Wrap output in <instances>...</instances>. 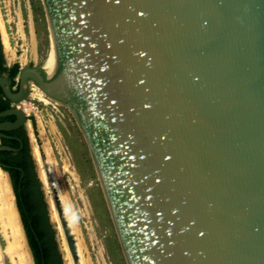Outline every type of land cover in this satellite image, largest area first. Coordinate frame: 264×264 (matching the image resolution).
<instances>
[{"label": "water", "instance_id": "obj_1", "mask_svg": "<svg viewBox=\"0 0 264 264\" xmlns=\"http://www.w3.org/2000/svg\"><path fill=\"white\" fill-rule=\"evenodd\" d=\"M45 1L53 64L0 75V138L36 83L85 127L129 264H264V0Z\"/></svg>", "mask_w": 264, "mask_h": 264}, {"label": "rangeland", "instance_id": "obj_2", "mask_svg": "<svg viewBox=\"0 0 264 264\" xmlns=\"http://www.w3.org/2000/svg\"><path fill=\"white\" fill-rule=\"evenodd\" d=\"M0 24L3 30L2 33L0 31L3 54L8 67L41 66L45 63L50 51L51 35L43 0H0ZM4 33L7 43L2 40ZM15 81L16 87L19 84L18 78ZM46 94L47 99L50 100L49 105L39 100L30 101L34 104L35 110L28 114L27 133L49 223H53L48 204L50 192L46 190L40 176L36 150L39 151L43 162L49 160L47 153L51 150L52 157L58 164L63 176L60 183L64 184L74 204L76 220L79 222L92 263L129 264L84 131L65 105L49 93ZM66 164L70 168L69 171H64ZM7 178L14 196V204L19 217L21 216L26 246L32 254L30 238L24 222L22 223L14 181L9 173ZM36 203L37 201L33 200L35 210L38 208ZM0 210V264H19V255L9 252L13 237L10 227L5 223V216H2L4 214L1 202ZM53 225L58 228L56 222L51 226ZM54 238L61 264H67L64 238L56 228ZM32 263L36 264L34 257Z\"/></svg>", "mask_w": 264, "mask_h": 264}, {"label": "bare ground", "instance_id": "obj_3", "mask_svg": "<svg viewBox=\"0 0 264 264\" xmlns=\"http://www.w3.org/2000/svg\"><path fill=\"white\" fill-rule=\"evenodd\" d=\"M46 11H47V4L46 1L43 0ZM47 15H48V11H47ZM48 21H49V30H50V51H49V55L47 60L44 63V67L45 69H49L52 64H53V60H54V50H55V45H54V35H53V30H52V25L50 22V18L48 15ZM1 26V24H0ZM0 31L2 33L3 30ZM2 40L5 41L7 43V39L5 38V33H4V38L2 36ZM57 88L59 90H63V85L59 82H56ZM47 94L45 92V90L37 85L36 83H33L32 86V92L31 95L29 97L28 100H25L22 102L21 104V108L26 112V114H30V112L33 110H35L34 104H32L30 101L31 100H39L41 103L45 104V105H49L50 104V100L47 99ZM84 131L85 137L87 139V142L90 146L91 149V155L94 154L93 150H92V146L91 143L89 142L88 139V135L86 133V129L83 126L81 121H78ZM49 151V150H47ZM36 154V159L38 161L39 164V172H40V176L42 178V181L45 185L46 190H49V194H50V199H49V206H50V210H51V216H52V220L53 223L56 222L58 224V231L59 233H62V237L64 238V247L66 249L67 252V260L68 263L67 264H75L74 258L72 256V252L70 250V247L68 245L67 242V237H66V233L64 230V225H63V217L65 218L67 224H68V228L70 230L71 235H74L75 239H76V246L80 255V261L81 264H93L90 255L88 254V249L85 243V240L83 238L80 226H79V222L78 220H76V215H75V207L74 204L72 203V200L68 194V192L66 191V188L64 186V184L60 183V181L62 182L63 176L60 173V169L58 167V164L55 162L54 158L52 157L51 154V150L47 153L48 154V159L47 160V164L49 165L50 169H46V166L44 165L45 162H43L40 153L38 150H36L35 152ZM93 159L97 168V171L99 173V178L101 183L102 181V177L98 168V164L96 162L95 159V155H93ZM70 168L69 166L66 164L64 166V171H69ZM50 177L56 182V189H57V193L55 195V193L52 190V183H50ZM103 189H104V184L102 183ZM0 190H1V198H0V202H1V209H2V213L5 216V223L7 226L10 227L11 231H12V237H13V241L10 244L9 247V252L13 253H17L19 255V264H33L32 263V254L29 252V250L27 249L26 246V241H25V236H24V232H23V228H22V224L20 221V217H19V213L16 207L15 201H14V196L12 193V190L9 186L8 183V178H7V174L2 171L0 169ZM104 193L106 194V191L104 190ZM56 196H58L57 200L58 203L60 204L62 210H63V217L60 214V211L58 209V205H57V201H56ZM107 196V195H106ZM108 200V199H107ZM108 203V202H107ZM110 205V203H109ZM1 211V210H0ZM115 221V219H114ZM116 224V221H115Z\"/></svg>", "mask_w": 264, "mask_h": 264}, {"label": "trees", "instance_id": "obj_4", "mask_svg": "<svg viewBox=\"0 0 264 264\" xmlns=\"http://www.w3.org/2000/svg\"><path fill=\"white\" fill-rule=\"evenodd\" d=\"M5 58L0 36V74L9 71L11 74L12 84L15 85L19 74V65L12 66L9 70L4 68ZM5 107L0 103V112ZM20 170L12 171L14 185L18 196V204L22 214V220L27 229L30 238L36 264H42L43 257L46 264H61V257L57 252V245L54 238V230L49 223L46 204L43 201V194L40 190V183L34 172V167L28 159L27 162L17 164ZM33 200L37 201V210H35ZM34 229L36 235L33 233ZM39 238V242L36 240Z\"/></svg>", "mask_w": 264, "mask_h": 264}, {"label": "flooded vegetation", "instance_id": "obj_5", "mask_svg": "<svg viewBox=\"0 0 264 264\" xmlns=\"http://www.w3.org/2000/svg\"><path fill=\"white\" fill-rule=\"evenodd\" d=\"M4 68H7L9 70L11 67H8V65L5 62ZM0 75L8 79L11 88L15 93L19 91V84L16 87L15 85L12 84L11 74L9 71H5ZM0 103L2 104L3 107H5L3 111L9 110L12 108L11 106H13V103L8 98H6L1 88H0ZM16 119L17 118L15 116L2 118L0 119V124L5 122H15ZM2 133L5 135V137L0 138V147L8 146L15 149V151L0 150V164H2L3 167H6L5 169L9 172L13 181L14 178L12 171L20 170V167L17 164L27 162L28 159H30L34 167V172L36 174V166H35L36 163L30 151L29 137L27 133V124L16 130L9 132H2Z\"/></svg>", "mask_w": 264, "mask_h": 264}]
</instances>
